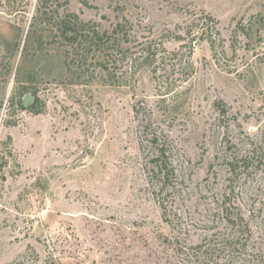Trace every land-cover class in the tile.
<instances>
[{
    "label": "rangeland",
    "instance_id": "rangeland-1",
    "mask_svg": "<svg viewBox=\"0 0 264 264\" xmlns=\"http://www.w3.org/2000/svg\"><path fill=\"white\" fill-rule=\"evenodd\" d=\"M60 3L110 48L77 69L29 46L44 108L1 110L0 264H264V0ZM36 5L0 0V36L24 44Z\"/></svg>",
    "mask_w": 264,
    "mask_h": 264
},
{
    "label": "trees",
    "instance_id": "trees-1",
    "mask_svg": "<svg viewBox=\"0 0 264 264\" xmlns=\"http://www.w3.org/2000/svg\"><path fill=\"white\" fill-rule=\"evenodd\" d=\"M61 5L60 0H37L36 11L34 13L33 21L31 23L32 28L29 29L26 42L23 44L22 38H13V40H7L6 38L0 36V52L2 53L0 56V60L3 61V56L8 54V60L6 64L3 65V68L0 69V116L1 110L3 107H6L9 115L15 114L17 111L28 110L34 114H38L42 112L44 108V101L40 97L36 85H33L34 82L37 81V69L30 70L28 73H24V68L27 67V61L29 60V46L32 44H36L37 50H45L47 48H58V46L62 45V42H66V46H69L70 52L72 53V60L78 61L77 69L84 68V66L88 62H93L94 60L98 61L99 57L95 56L98 50H103L104 52L109 51L110 47H107L106 41L109 39L107 31H100L96 28L94 24L87 22L75 13L69 11L60 12L59 6ZM42 21L45 25L54 26L53 37L49 39L44 36V34H36L34 31L35 24L37 25ZM122 25H118L115 29H113L114 33H118L121 31ZM129 31L124 30L123 36L127 35ZM105 38L107 40H105ZM213 44V41H211ZM23 44V45H22ZM50 45V47H48ZM141 53L136 55L132 62L135 63L141 56L146 59H150L152 57V61L156 59V52L151 51L152 46L148 45L141 49ZM92 52L94 54H92ZM146 53L144 56L143 53ZM21 53L23 56V60L21 64L15 67V58L18 54ZM53 55H51V58ZM98 58V59H95ZM151 61V63H152ZM150 63V64H151ZM1 65V63H0ZM14 67L15 75H14V91L11 96L5 102L8 85L10 83V79L12 78ZM107 66H105L106 68ZM28 70V69H27ZM85 70V69H84ZM85 73V71H84ZM83 73V74H84ZM21 74L25 76V79H22ZM26 94H30L33 97V100L30 104L26 105L24 102V96ZM17 121L12 118H8L6 124L14 125ZM165 152L161 151V158L158 160L153 158V169H156L159 173V177L163 180H166L169 176L168 169V161ZM230 171L234 173L236 171L235 163L231 162ZM165 183H163L164 185ZM223 208L228 212L230 209V204L227 203V198L222 200ZM203 251L202 256L205 259L208 256V251ZM199 260L201 256H198Z\"/></svg>",
    "mask_w": 264,
    "mask_h": 264
}]
</instances>
